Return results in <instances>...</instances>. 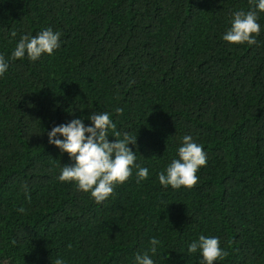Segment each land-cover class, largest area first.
Wrapping results in <instances>:
<instances>
[{"label": "trees", "instance_id": "obj_1", "mask_svg": "<svg viewBox=\"0 0 264 264\" xmlns=\"http://www.w3.org/2000/svg\"><path fill=\"white\" fill-rule=\"evenodd\" d=\"M251 8L0 0V54L10 57L21 36L62 33L51 56L10 61L0 76V264H134L144 252L155 264H200L187 252L200 235L228 252L214 264H264V13L254 45L222 39L232 13ZM91 110L111 113L110 136H137V163L149 169L100 204L57 179L72 161L45 132ZM186 134L207 163L191 188H164L157 174Z\"/></svg>", "mask_w": 264, "mask_h": 264}, {"label": "clouds", "instance_id": "obj_2", "mask_svg": "<svg viewBox=\"0 0 264 264\" xmlns=\"http://www.w3.org/2000/svg\"><path fill=\"white\" fill-rule=\"evenodd\" d=\"M252 8L248 11L232 13L230 27L222 36L229 44L254 45L260 34L261 25L258 13H264V0H249ZM15 36V33L12 34ZM62 33L51 27L36 35H24L16 42L10 57L0 54V76H3L9 62L27 57L35 62L42 55L51 56L61 46ZM81 110V109H80ZM73 114L72 112H69ZM85 120L89 121L88 124ZM115 124L111 113L92 111L87 116L73 118L70 121L54 125L46 130L48 144L55 146L61 153H67L71 164L60 168L57 179L60 182L74 183L78 191L90 194L97 204L112 196L117 185L125 183L135 171L136 182L140 183L149 177V169L137 163V136L129 132L109 135ZM44 132V133H45ZM109 137H121L110 140ZM130 145L132 147H130ZM207 163V154L202 144L197 143L192 135H184L178 148L176 158L157 174L159 184L174 190L181 187L191 188L198 181L197 172ZM25 196L30 200L28 186L22 185ZM25 213L24 207L17 209ZM156 249H151L155 253ZM189 254H199L200 264H214L223 260L228 252L221 247L217 236L200 235L197 240L188 244ZM53 264V262H52ZM54 264H66L65 259L58 257ZM134 264H155L148 252L135 255Z\"/></svg>", "mask_w": 264, "mask_h": 264}]
</instances>
